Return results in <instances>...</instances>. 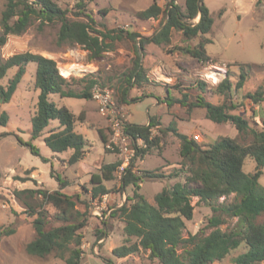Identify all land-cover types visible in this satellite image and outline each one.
<instances>
[{
  "label": "rangeland",
  "instance_id": "rangeland-1",
  "mask_svg": "<svg viewBox=\"0 0 264 264\" xmlns=\"http://www.w3.org/2000/svg\"><path fill=\"white\" fill-rule=\"evenodd\" d=\"M54 1L61 9L68 11L67 15L71 20L87 21L84 15L78 14L79 12L89 15L95 22L93 29L95 32H91L92 35L112 29L136 32L139 35L143 30H151L153 33L166 22L164 20L161 24V18L141 21L135 17L137 12L147 9L153 1L164 8L166 0ZM5 2L6 0H0V14ZM176 3L182 7L184 0H176ZM203 3L213 19L212 31L206 35L211 43L205 46L210 62L201 64L177 52L174 47L186 45L181 33L177 31L172 32L171 45L155 46L156 50L152 51L154 55L148 58L150 61H155L161 57L162 62L170 64L176 70L177 79L173 81L167 72L161 75L157 73L160 76L159 81L171 83L168 92L165 87L150 84L148 80L141 87H132L133 80H130V76L137 54L140 56L139 65L145 74L150 70V67H143L141 60L147 44L141 52L139 39L136 38L133 42L124 38V34L122 40L112 44L111 50L103 52L97 58H91L90 53L80 46L57 45L59 24L39 27V23L34 21L22 35L8 37L6 43L0 47V62L25 52L52 59L56 62L60 75L70 79V86L76 91L82 89L84 85L76 80L88 74H95L98 78L97 84L114 90L115 107L124 115L125 120L128 119L129 123L146 126L149 117L155 118L158 125L151 130V136L159 139L160 147L151 149V152L143 158H136L131 167L135 174L153 172L161 176L144 179L138 190L146 202L155 205L154 196L157 193L164 188H171L175 183H184L188 174V166L183 164L179 155L180 141L171 133L163 134L160 130L174 125L179 133L200 145L212 144L219 137L237 136V131L231 124H215L206 119L203 109L194 107L189 112L187 106L178 103L167 106L165 102L168 101L165 98L168 96L182 99L185 95L191 103L198 95H201L211 104H220L224 101V97L216 93L214 88L224 78L213 82L209 72L211 73L214 69L226 71V76H229L232 85L235 86L239 70L232 65L236 63L255 65L257 68H253L252 76L245 80L241 89L233 88L231 101L237 107L230 111L232 114L237 115L250 102L244 98L247 92H254L259 87L264 88V0H256V2L254 0H203ZM133 28L134 31L130 30ZM198 42L199 38H196L188 44L195 46ZM35 71L34 63L26 65L25 73L10 101L6 104L0 103V111L6 112L8 116L6 126H0V227L11 226L15 230L13 235L0 240V264H65L64 260L53 255L40 258L26 253L25 246L35 238V231L32 227L34 217L28 216L29 210L24 206V202L35 206L37 210H45L49 227L59 226L62 222L56 218L60 212L51 204L43 205L42 203L41 205V198L24 200L27 195H24L22 199L15 197L16 191L25 189L60 191L66 195L78 197L75 211L70 212L67 217L72 221L78 213L86 216V225L79 231L82 236L81 264H107L109 261L113 264H158L157 261H151L147 253L143 252L124 259H115L111 255L114 248L123 244L124 237L123 224L116 218H110V214L124 203L127 196L132 195V187L126 188L125 191L120 190V179L116 173L115 180L105 184L107 189L113 191L108 194L106 200H103V197L99 199L91 197V176L97 174L101 166L118 162L117 149L108 145L107 120L98 114L92 99L51 97L53 102L59 106H66L75 115L83 113L85 121L77 123L75 131L87 141V149L84 158L78 163L73 165L67 163L71 151L62 154L52 153L44 144L45 134L30 140V120L35 112L38 96V90L35 87ZM15 72V68L10 69L0 85L6 86ZM128 80H130L129 83ZM197 83L205 84L202 90ZM124 89H126L125 97L128 99L126 107H124L126 104L121 101ZM245 118L251 122L252 116ZM56 126L57 122L52 121L48 129ZM99 130L107 138L106 145L102 144L97 134ZM193 135H199V140H194ZM20 142L30 143L35 147L38 155L31 154L29 149L22 146ZM241 142L247 143L248 139L241 138ZM253 164V160L246 159L244 172H251ZM262 173L259 184L264 187V170ZM57 176L66 183L62 189L56 181ZM233 201V194L220 197L210 204L198 202L197 197H192L193 218L185 222L182 236L194 235L200 230L208 234L211 231L206 229L208 219L213 215L221 214V212L212 211V207H226ZM228 213L226 211V215L222 216L225 219V223L219 227L222 231L232 229L237 222L236 218L227 217ZM81 219L82 216L79 220ZM102 231L108 236L99 240L98 237ZM233 255L217 264H232Z\"/></svg>",
  "mask_w": 264,
  "mask_h": 264
},
{
  "label": "trees",
  "instance_id": "trees-1",
  "mask_svg": "<svg viewBox=\"0 0 264 264\" xmlns=\"http://www.w3.org/2000/svg\"><path fill=\"white\" fill-rule=\"evenodd\" d=\"M80 7V5H79ZM68 11L61 9L54 0H6L0 14V47L9 36H20L37 21L39 27L49 24H59L56 43L58 46H80L90 53L91 58L99 57L103 52L112 49V44L124 38L135 42L139 39V49L142 52L145 44L155 46H169L172 32L182 35L185 46H176L174 49L185 54L201 64H208L210 58L205 46L211 43L206 35L211 33L213 19L204 5L203 0H184L179 6L176 0H166L164 8L155 1L145 10L136 13L135 17L141 21L158 20L166 23L155 34L143 37L136 32H123L112 29L106 32H95L94 20L82 14L87 21L71 20ZM221 14V12H220ZM196 38L199 42L195 46L188 43ZM108 41V42H107ZM140 56L136 55L130 80L132 87H141L147 83L146 74L139 65ZM34 63L35 87L38 90L35 112L31 117L30 140L43 137L44 144L54 154L71 151L67 163L73 165L81 161L86 153L87 141L75 129L77 123H83V113L75 115L66 106L57 105L51 100L52 96L59 99H91V88L97 84L95 74H88L76 82L84 84L82 89L76 91L70 85V79L63 78L54 60L30 52L15 54L0 62V82L10 69L16 72L6 86L0 85V101L8 103L16 90L18 83L25 73V67ZM239 70L238 80L232 85L227 75L215 88V92L224 97L220 104H211L201 95L189 103L184 95L182 99L166 97L167 106L178 103L187 106L190 112L197 107L205 111V118L215 124H231L237 131L236 137H219L212 144L200 145L179 133L174 125H169L161 133H171L180 141L179 155L183 164L188 166L184 183H175L169 189H163L154 196L155 205H150L138 193L140 183L144 179L161 177L153 172L135 174L132 168L126 169L120 179V190L132 187V195L125 198L124 203L113 210L110 218H116L123 224L122 234L124 242L114 248L111 255L115 259H124L135 256L141 252L147 253L151 261L158 264H213L222 263L232 256V264H260L264 262V187L259 184L264 167V112L260 107L261 122H250L242 115L232 114L237 105L232 103V90H239L247 78L252 76L253 68L249 64H233ZM130 80L127 82L129 83ZM200 90L204 83H197ZM168 92V90H167ZM126 89L122 91L121 101L127 104ZM253 105L264 102V88L259 87L254 92H247L244 96ZM230 100V102H228ZM56 121L57 126L48 129L50 122ZM7 113L0 111V126H6ZM255 126L253 127L250 123ZM156 124L155 118L149 117L146 126H137L123 121V134L130 139L131 146L136 150V158H143L151 149L160 147L159 139L151 136V130ZM48 129V130H47ZM108 133V131H107ZM102 144H107V138L99 130L97 132ZM1 136V135H0ZM109 136V133H108ZM142 145L136 146L137 139ZM247 138L248 142H241ZM109 140V138H108ZM30 153L38 155L35 147L30 143H22ZM246 159L253 160L255 167L252 173L244 172ZM119 162L105 164L100 167L97 174L91 176V197L101 198L110 194L105 186L115 180ZM1 176V175H0ZM59 188L66 183L56 177ZM234 195V201L226 207H212V211L221 212L208 219L206 229L194 235L182 236L185 222L193 218L194 206L191 198L197 197L198 202L211 203L220 197ZM17 199L41 198V205L51 204L59 213L57 220L62 222L59 226H48L45 210H37L24 202L34 217L32 227L35 238L25 246L28 255L45 257L53 255L65 261V264H81V239L79 231L86 225L85 214L78 213L72 221L67 217L75 211L77 196L66 195L60 191L48 192L42 189H25L14 193ZM226 211L227 217L236 218L235 226L222 231L219 227L225 223L222 217ZM226 215V214H225ZM82 216V219L79 218ZM15 233L11 226L0 227V240ZM108 235L102 231L99 240ZM107 264H113L109 261Z\"/></svg>",
  "mask_w": 264,
  "mask_h": 264
},
{
  "label": "built area",
  "instance_id": "built-area-1",
  "mask_svg": "<svg viewBox=\"0 0 264 264\" xmlns=\"http://www.w3.org/2000/svg\"><path fill=\"white\" fill-rule=\"evenodd\" d=\"M219 70H215L219 78L218 80L225 78V71ZM90 93L91 99L96 104L98 114L107 120L109 133L108 145L109 147L116 148L118 151L119 164L116 173L119 179H121L125 170L132 167L136 159L135 148L131 146L130 139L123 134V121L125 117L115 107V93L112 88L95 84L91 88ZM193 138L194 140H199V135H193ZM135 145L140 147L142 145L141 139L138 138ZM102 197L103 200L107 199V195Z\"/></svg>",
  "mask_w": 264,
  "mask_h": 264
},
{
  "label": "crops",
  "instance_id": "crops-1",
  "mask_svg": "<svg viewBox=\"0 0 264 264\" xmlns=\"http://www.w3.org/2000/svg\"><path fill=\"white\" fill-rule=\"evenodd\" d=\"M256 2V0H254ZM157 22V21H156ZM163 26L159 27L155 32H151V30H143L141 32V35L143 37H150L152 36L153 34L157 33ZM136 29V28H135ZM130 30H133L134 31V28L133 29H130ZM130 32V31H129ZM171 43H172V38H171ZM170 43V45H171ZM181 46V45H180ZM157 48V47H156ZM156 50L155 49V45L153 44H147L146 47H145V50H144V55L142 56L141 60L143 61V67L147 66V67H150V70L148 73H146V79L148 80V83L150 84H158L162 87H165L166 91L169 90V87H170V84L171 83H163L161 81H159V75H157V73H163V72H167L169 78L173 81V80H176V70H174L172 68V66L170 64H167L165 62H162L163 59H161V57L155 59V61H150L148 58L149 57H152L154 54L152 53V51ZM171 55V54H170ZM168 55V56H170ZM177 56H175L176 58ZM170 58H172L170 56ZM172 60V59H171ZM177 69V67H176ZM151 73L153 75H151ZM249 101V100H248ZM126 105H124V107H126ZM260 107L262 108L263 112H264V102H262L260 105H253L251 102L247 103L244 108H242L241 111H239L237 113V115H242L243 117H248V116H252V119H251V123L252 122H256V123H260L261 122V113H260ZM128 121V119H127ZM129 122V121H128ZM235 137V135L233 136ZM245 165V164H244ZM254 167H255V164L252 165V170L251 172H248L249 173H252L253 170H254ZM264 170V167L262 169V171ZM263 174V173H262ZM260 180V178H259ZM214 264H217V263H214ZM260 264H264V262H261Z\"/></svg>",
  "mask_w": 264,
  "mask_h": 264
},
{
  "label": "bare ground",
  "instance_id": "bare-ground-1",
  "mask_svg": "<svg viewBox=\"0 0 264 264\" xmlns=\"http://www.w3.org/2000/svg\"><path fill=\"white\" fill-rule=\"evenodd\" d=\"M215 70L216 69H214V71H211V73L209 72L210 76L213 77V81H217L219 79L218 76H217V73H215Z\"/></svg>",
  "mask_w": 264,
  "mask_h": 264
},
{
  "label": "water",
  "instance_id": "water-1",
  "mask_svg": "<svg viewBox=\"0 0 264 264\" xmlns=\"http://www.w3.org/2000/svg\"><path fill=\"white\" fill-rule=\"evenodd\" d=\"M200 0H198V2H199ZM166 23V22H165ZM224 77H226V71H225V75H224ZM2 101H0V103H1Z\"/></svg>",
  "mask_w": 264,
  "mask_h": 264
}]
</instances>
